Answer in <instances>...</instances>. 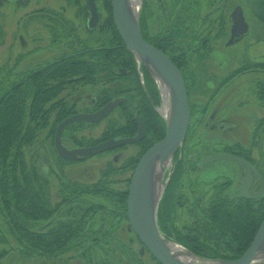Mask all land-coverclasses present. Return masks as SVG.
I'll return each mask as SVG.
<instances>
[{
  "label": "rangeland",
  "instance_id": "rangeland-1",
  "mask_svg": "<svg viewBox=\"0 0 264 264\" xmlns=\"http://www.w3.org/2000/svg\"><path fill=\"white\" fill-rule=\"evenodd\" d=\"M87 1L81 0L78 5L76 0H29L28 5H13L0 0V93L23 80L30 72L76 54L82 49L81 45L92 47L85 39L96 37L102 30L97 28L96 33H91L86 26ZM145 3L148 7L145 16L149 37L156 39V42L161 41L162 45L167 43L168 53L181 63L191 87L188 97L191 109L189 130L182 147L163 172L157 211L159 230L168 242L196 256L199 255L188 247L200 250L203 255H210V252L234 254L236 247L228 246L229 239H222L218 246L214 242L207 244L205 240H210L202 237L197 228H201V217L215 192L223 191V195H228L230 200L238 197L244 170L231 161H217L202 168L199 163L207 155L222 152L232 154L233 151L252 160L264 176V20L260 18L264 16V0H137L135 8L141 12L140 16ZM96 6L99 25L104 26L108 8L101 0L97 1ZM41 8L45 9V14H40ZM237 8L242 9L247 25L244 35L240 34L241 27L233 22ZM63 11L73 30L70 35L64 34L57 40L54 32L49 33V30L54 24L53 16ZM181 37L184 41L179 46L177 43ZM78 39L81 43L82 40L85 42L79 45ZM72 47L74 49L71 51ZM133 67V75L137 78L132 76L130 67L129 70L119 67L114 79L99 73L95 87L80 83L64 88L62 98L75 109V113L87 109L93 111L95 107L91 105V100L99 98V107L106 97H111L115 88L122 89V98L126 99L125 104L128 105L119 106L100 123L82 122V126L79 123L67 126L62 133V144L66 149L88 148L91 146L86 144L104 140L106 135L116 136L115 129L126 126L128 119H138L137 114L145 105L153 108L154 113L165 121L161 112L164 105L161 86L146 68H142L135 56ZM150 88L156 90L159 103H155L151 94H147L146 90ZM99 91L105 93V100L98 95ZM138 105L140 109L137 112ZM58 114L57 110L51 114L48 118L51 123L59 117ZM62 122L57 124V128ZM51 133V126L41 131L34 142L25 148L24 155L30 170L34 165L43 178L42 193L52 204L61 202V186L69 181L93 186L110 166L118 170V173L114 171L108 174L115 196L119 190L128 188L129 191L130 182L128 186L125 181H131L134 171H119L137 156L138 146H124L92 158L69 161L58 155L55 135L51 136ZM137 134L138 131L133 137ZM78 140L80 143H77ZM112 140H119V137ZM173 176H180L177 187L175 183L170 186ZM4 186L0 182V264H158L131 231L128 216L125 219L120 205L116 203L117 198L113 197L99 199L108 214L98 212L92 215L93 225L91 220L87 222L89 214L83 220L86 236L95 230L97 237L94 235L87 243L71 248L57 258L34 253L30 255L13 234L11 217L4 210ZM257 188L259 186L256 185L254 189L257 191ZM11 207L14 209L15 206L7 209ZM70 207H74L75 212L83 208L76 201L73 205H63L60 209L62 214ZM80 215L82 217L83 213ZM104 218L108 222L100 230ZM198 236L199 245L196 244L198 238H194ZM179 238L184 242H179Z\"/></svg>",
  "mask_w": 264,
  "mask_h": 264
},
{
  "label": "trees",
  "instance_id": "trees-1",
  "mask_svg": "<svg viewBox=\"0 0 264 264\" xmlns=\"http://www.w3.org/2000/svg\"><path fill=\"white\" fill-rule=\"evenodd\" d=\"M101 1L105 3L109 14L104 26L100 29L102 31L97 34L96 42L94 45L90 44L91 48L81 45L85 40H82L81 43L80 39H78L79 45L82 46L79 52L43 69L30 72L23 77V80L17 81L16 84L13 83L12 86H8L7 89L0 93V179L2 180L0 182L5 185L3 187L5 195L3 199H5L6 206L8 208L11 205L15 206L14 209L12 207L7 209L4 205V208H6L4 210L11 217L13 234L30 255L34 253L42 257L57 258L70 251L71 248H78L79 245L87 243V240L90 241L94 235L97 237L95 230H93V234L86 236L84 232L86 225L83 220L88 214L90 216L87 222L92 219V215L98 212H102L101 215L108 214L104 204H100V198L103 200L108 197L117 198L116 203L120 205L119 208L122 210L125 219L127 218L128 188L117 191L118 194L115 196L114 189H112V181H109L110 175L108 174L118 171L117 169L110 166L111 168L109 167L103 174L102 179L90 187L69 181L65 186H61V202L52 204L47 195L42 193L44 189L43 178L37 173L34 165L31 166L30 170L24 155L25 148L34 142L41 131L51 126V136H54L57 124L75 114V109L71 108L69 103L62 98V92L66 86L81 83L95 87L97 86V75L99 73H102V75L106 74V78L111 76L114 79L116 78L114 77L116 76L115 71L119 67H125L126 69L130 67L132 76L137 78L134 76V54L127 49L121 40L113 22L111 0ZM76 2L78 4V0ZM147 8L145 3L139 19L142 36L147 42L170 57L181 71L189 97L191 87L187 76L182 71L181 63L168 53L167 43L162 45L161 41L157 40L156 42V39L150 38L146 31L147 17L145 15ZM262 12L264 13V7ZM260 18L264 20V16H260ZM66 23L68 25V22ZM72 30L73 26H62L59 28L60 34L66 33L70 35ZM105 35L107 36L106 38H104ZM180 39L177 43L179 46L184 41L182 37ZM126 61L129 63L127 64ZM142 68L144 69L145 67L142 65ZM92 73L95 77H93ZM146 91L147 94H151L152 97H150L152 99H155V103H159V95L155 89L150 88ZM122 93L124 92L121 88H115L114 92L111 93V97L107 99L105 93L99 91L98 95L101 96V99L105 100L104 97H106L105 102L103 101L104 103L99 104V107L106 105L113 98H121ZM47 105H50V107L48 108ZM123 106L128 105L123 104L121 107ZM139 106L137 107V112ZM56 110L60 113L58 114L59 117L55 118L51 123L48 118ZM137 115L143 125L146 138L139 144L134 145L140 148L139 152L137 156L128 162V165H125L119 171L122 173L134 171L141 157L152 146L163 140L166 135V122H163L154 113L153 108L145 105ZM129 120L126 121V126H120L115 129L117 138H131L136 135L138 131L137 119ZM75 125L76 123L73 126ZM78 125L82 126L83 124L80 122ZM116 136L114 134L106 135L104 140L91 142L86 145L95 146L101 142L116 139ZM76 140L74 139V141ZM77 143H80V141L78 140ZM231 153L239 155L233 151ZM178 163L180 165L181 161ZM179 179L180 176H173L170 186L175 183L177 187ZM125 182L129 186L130 179ZM223 193V191L220 193L217 191L211 196L209 203L206 205L207 211L205 209V214L201 217L202 226L197 228V230L201 232L202 237L210 240L209 242L205 240L207 244L214 242L218 246L222 239H229L230 244L228 246H235L236 250L234 254L226 255L210 252V255H203L200 250L188 247L202 258L205 257L211 260H235L240 258L251 245L261 223L264 221L263 198L261 200H244L237 197L235 200H230L229 196L223 195ZM76 201L83 208L75 212L76 209L70 207L69 209L67 208L68 210L65 214H62L63 211L60 209L63 205H73ZM79 213H83V216H79ZM160 217L162 216L160 215ZM91 222L93 225L92 220ZM107 222L105 218L101 220L100 230L104 229ZM194 238H198L196 239V244L199 245L200 236ZM179 242L184 241L179 238ZM207 244L206 247H208Z\"/></svg>",
  "mask_w": 264,
  "mask_h": 264
},
{
  "label": "water",
  "instance_id": "water-1",
  "mask_svg": "<svg viewBox=\"0 0 264 264\" xmlns=\"http://www.w3.org/2000/svg\"><path fill=\"white\" fill-rule=\"evenodd\" d=\"M111 5L114 25L121 40L127 49L134 54L136 60L150 72L157 84L161 88L167 89L171 104L169 117L165 118L166 135L164 139L152 146L141 157L132 175L127 199L128 222L131 231L136 235L139 242L159 264H185L173 255L169 248L170 242L159 230L157 224L159 199L156 198L154 186L157 171L160 169V185L162 187L163 172L182 147L189 130L191 109L186 83L181 71L173 61L143 38L139 24L141 12L137 8L135 10L130 8L129 0H111ZM92 15L96 21L95 7L92 9ZM233 22L241 27V35L247 32V25L244 22L241 8H237L234 12ZM235 30L236 28L233 29V32ZM122 102L123 100H117L107 104L96 113L76 114L64 120L55 133V148L58 155L65 160L75 161L92 158L120 147L140 143L146 135L141 121L137 119L139 128L136 137L110 140L72 151L66 149L62 144V133L67 126L78 122L100 123L109 117ZM217 161L234 162L247 174L238 190L240 198L256 199L261 196L262 190L254 196L246 195L252 180L255 177L261 179L260 173L250 162L234 154L214 153L201 160L199 167L202 168ZM189 253L205 264H264V262H257L258 259L264 256V221L249 248L238 259L210 260Z\"/></svg>",
  "mask_w": 264,
  "mask_h": 264
},
{
  "label": "flooded vegetation",
  "instance_id": "flooded-vegetation-1",
  "mask_svg": "<svg viewBox=\"0 0 264 264\" xmlns=\"http://www.w3.org/2000/svg\"><path fill=\"white\" fill-rule=\"evenodd\" d=\"M37 1H40V0H37ZM80 1L81 0H78V5H79V3H80ZM97 1L98 0H88L87 2V6H86V10L88 11V17H87V23H86V26H88L89 28H90V30H91V33H96L98 30H97V28H100L101 29V26H103L102 24H101V26L99 25L100 23H99V13H98V10H97V6H96V3H97ZM3 2H9V3H11V4H13V5H17V4H25V5H28L29 3V0H3ZM94 5V6H93ZM93 7H95L96 8V13H97V20L95 21V19L93 18V15H92V9H93ZM39 10H41L42 11V13H40V14H45L44 13V8H41V9H39ZM64 12L65 11H63V12H58L57 14H55L54 16H53V18H54V24H51L52 26V29L51 30H49V33L50 32H54V36H55V38L58 40V38H60V37H64L65 35L64 34H66V33H62V34H60V32H59V28H60V26H73L72 25V23H70L69 21H67L68 19L66 18V16H65V14H64ZM35 18V17H34ZM66 22H68V23H70L69 25H67V23ZM74 26H75V24H74ZM234 27V26H233ZM75 28V27H74ZM79 37V36H78ZM85 40H87L88 41V43L89 44H91V45H94V43L96 42V40H97V35H96V37H91L90 36V38H87V39H85ZM61 41V40H60ZM73 43V45H75L74 44V41H72ZM62 45H64V44H62ZM95 48V47H94ZM74 49V47H72V48H70V50L72 51ZM72 55H74V54H72ZM71 55V56H72ZM63 59H65V58H63ZM63 59H61V60H63ZM61 60H58V61H61ZM117 100H123V102L120 104V105H118L114 110H116L119 106H121V105H123V104H125V102H126V99L125 98H117L115 101H117ZM114 101V102H115ZM97 102H98V99H92L91 100V105L93 106V107H95L94 108V110L93 111H90L89 109H87L86 111H84V112H82V113H79V111L77 112V113H75V114H73V115H76V114H92V113H96V112H98L99 110H101L102 108H104L106 105H104V106H102V107H97ZM109 104V103H108ZM112 114V113H111ZM73 115H71V116H73ZM70 116V117H71ZM108 118V117H107ZM106 118V119H107ZM78 123H80V122H78ZM73 124H75V123H73ZM146 135V134H145ZM145 138H146V136H145ZM144 138V139H145ZM139 144V143H138ZM132 146H134V145H132ZM223 153V152H222ZM225 153V152H224ZM214 154V153H213ZM212 155V154H211ZM235 155V154H234ZM207 156H210V155H207ZM206 156V157H207ZM236 156H239V157H241V158H243V159H245V160H247L248 162H250L253 166H255L256 167V169L258 170V172L260 173V175H261V179L260 178H254L253 180H252V183H250V186H249V188H248V191H247V193H246V195H248V196H254V195H257V194H259L260 193V191L262 190L263 192H262V194H261V196L260 197H258V198H256V199H244V198H241V199H244V200H258V199H262V198H264V176H263V174L259 171V169L257 168V166L255 165V163L254 162H252V160H248L247 158H245V157H243V156H241V155H236ZM242 174H243V178L241 179V182H240V184H239V187H240V185H241V183L246 179V177H247V174L245 173V171H244V173L242 172ZM259 186V188H257V191L254 189L255 188V186ZM263 185V186H262ZM238 187V188H239ZM238 197L240 198V196H239V191H238Z\"/></svg>",
  "mask_w": 264,
  "mask_h": 264
},
{
  "label": "bare ground",
  "instance_id": "bare-ground-1",
  "mask_svg": "<svg viewBox=\"0 0 264 264\" xmlns=\"http://www.w3.org/2000/svg\"><path fill=\"white\" fill-rule=\"evenodd\" d=\"M136 3H137V0H129L130 8L132 9L134 8L135 10ZM162 93L164 95V105H163L161 112L164 115V117L167 119L171 111L170 97L167 92V89L162 88ZM167 166L169 167L170 163ZM160 180H161V170L158 169L156 177H155V186H154L157 200L160 198L161 193H162V187L160 185ZM169 248L171 252L173 253V255L185 264H205L201 262L199 259H196L194 256H192L188 251L184 250L183 248L177 246L174 243H170ZM257 262H264V256L258 259Z\"/></svg>",
  "mask_w": 264,
  "mask_h": 264
}]
</instances>
